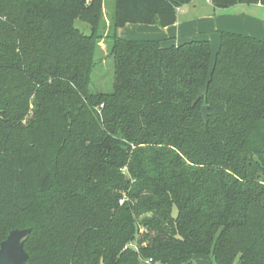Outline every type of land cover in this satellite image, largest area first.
<instances>
[{
    "label": "trees",
    "instance_id": "16d2710c",
    "mask_svg": "<svg viewBox=\"0 0 264 264\" xmlns=\"http://www.w3.org/2000/svg\"><path fill=\"white\" fill-rule=\"evenodd\" d=\"M191 1L113 0L107 22L105 0H0V242L30 228L27 264H264V36L218 31L211 63L208 39L117 35Z\"/></svg>",
    "mask_w": 264,
    "mask_h": 264
},
{
    "label": "rangeland",
    "instance_id": "374dc122",
    "mask_svg": "<svg viewBox=\"0 0 264 264\" xmlns=\"http://www.w3.org/2000/svg\"><path fill=\"white\" fill-rule=\"evenodd\" d=\"M252 5H241L240 7H234L231 10L234 13H241L244 14L247 11L246 10H254V16H259V18H263L264 15V5H261V7H251ZM113 9V0H105V6L103 8V15L105 20L108 22L109 16L112 13ZM184 11L186 14L182 15V18H192L194 20V24H192V27L195 29H224V30H233L236 28V20L238 19L235 17L236 20L231 19V15H228L230 11L226 10H217L213 9L212 5L209 2H206L205 0H194V2H189L184 5ZM241 9V10H240ZM240 10V11H238ZM256 10V11H255ZM228 12V14H227ZM249 12V11H248ZM252 14V11H251ZM229 18V19H227ZM233 20V21H232ZM74 24L76 27L81 29L84 33H89V26L82 22L79 19H76L74 21ZM134 24L126 25L125 27H119L117 29V35L125 38V39H140V38H146L150 36H146L145 32L137 31ZM206 29V30H207ZM196 31V30H195ZM194 31V32H195ZM239 31V30H237ZM236 32V31H235ZM237 33H246L243 30L241 32ZM210 37L213 38L212 41V57H211V63L214 58V54L218 49L219 45V38L218 33H210ZM264 35V34H263ZM152 39V38H151ZM101 45V56L105 57L107 54L105 43L103 40L100 41ZM98 56H96L97 64L95 67V71L93 73V83L96 85L97 89L108 91L111 88V81L113 76V66H112V60L109 61L106 58L103 59V62H100L98 60ZM94 87V86H93ZM175 212V211H174ZM193 261L195 264H212L208 259H206L203 255H195L193 257Z\"/></svg>",
    "mask_w": 264,
    "mask_h": 264
},
{
    "label": "crops",
    "instance_id": "0c3cea01",
    "mask_svg": "<svg viewBox=\"0 0 264 264\" xmlns=\"http://www.w3.org/2000/svg\"><path fill=\"white\" fill-rule=\"evenodd\" d=\"M205 1L211 4L210 0H205ZM191 2H194V0H192ZM241 5H244V4H237V5L228 7V8H214L213 6L212 7L213 9H217V10L230 11L229 14L227 12L228 15H231L230 21L231 19L236 20L235 17L238 18L236 20L237 29H234L236 33L241 32L243 30V32L244 31L246 32V33H243L245 35H251V36L258 37V38H262L264 36L263 35L264 34L263 19L259 18V16L255 17L253 13L254 10H246L247 12L244 14L234 13L235 11L233 12L231 10L234 7L235 8L240 7ZM251 5H252L251 7H257V8L261 7V4H251ZM183 8H184V5L178 8L177 21L170 26L160 27L158 25L134 24L135 25L134 28L137 31L145 32L146 36H150L146 38L159 39L163 45H169L171 43L179 44L188 39H208L212 45L213 38L210 37L211 36L210 33H214V32L218 33V31L220 30L229 31V30L216 29V28H213V29L206 28L207 30L204 28L202 29L197 28L195 29L196 30L195 31L194 28L192 27V24L196 23L194 22L195 18L194 19L192 18L183 19L182 15L186 14ZM251 11H252V14H251ZM126 25H129V24H126ZM230 31L235 32L233 30H230Z\"/></svg>",
    "mask_w": 264,
    "mask_h": 264
},
{
    "label": "water",
    "instance_id": "95a60500",
    "mask_svg": "<svg viewBox=\"0 0 264 264\" xmlns=\"http://www.w3.org/2000/svg\"><path fill=\"white\" fill-rule=\"evenodd\" d=\"M208 106H202V116L207 122ZM31 229H13L6 238L0 242V264H27L28 254L24 249V238Z\"/></svg>",
    "mask_w": 264,
    "mask_h": 264
},
{
    "label": "built area",
    "instance_id": "2783aa9c",
    "mask_svg": "<svg viewBox=\"0 0 264 264\" xmlns=\"http://www.w3.org/2000/svg\"><path fill=\"white\" fill-rule=\"evenodd\" d=\"M127 246H130V247H133V248L137 249V244L135 243V241L132 242V243H130V244L127 245ZM127 246H125L124 248H127ZM150 262H151V259L145 261V263H148V264H149Z\"/></svg>",
    "mask_w": 264,
    "mask_h": 264
}]
</instances>
